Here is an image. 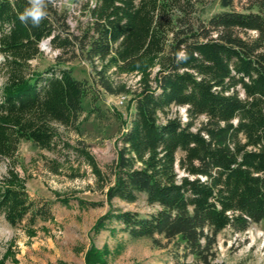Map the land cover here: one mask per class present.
Masks as SVG:
<instances>
[{
    "label": "trees",
    "instance_id": "16d2710c",
    "mask_svg": "<svg viewBox=\"0 0 264 264\" xmlns=\"http://www.w3.org/2000/svg\"><path fill=\"white\" fill-rule=\"evenodd\" d=\"M70 2L74 8L43 0L46 15L33 26L31 18L27 24L19 19L29 0H0V159L9 165L0 177V214L26 228L54 218L55 200L31 197L14 171L19 144L57 150L53 123L76 128L91 88L129 91L113 85L108 68L140 69L145 74L130 93L105 195L109 202L132 203L143 194L154 209L110 205L90 230L116 232L115 222L131 239L149 238L159 247L166 244L161 239L173 241L183 258L175 264H190L188 256L215 264L221 230L244 231L264 219V0ZM44 40L57 50V61L83 59L96 76L89 82L70 67L36 68L32 61ZM157 58L158 69L148 78L146 69ZM179 106L185 122L169 115ZM199 116L205 121L193 129ZM84 260L106 264L93 245Z\"/></svg>",
    "mask_w": 264,
    "mask_h": 264
},
{
    "label": "rangeland",
    "instance_id": "374dc122",
    "mask_svg": "<svg viewBox=\"0 0 264 264\" xmlns=\"http://www.w3.org/2000/svg\"><path fill=\"white\" fill-rule=\"evenodd\" d=\"M59 1L75 7L70 0ZM44 41L42 54L32 61L36 68L44 69L50 65L70 67L74 76L89 82L96 76L91 65L83 59L57 61V50L51 49ZM2 58L0 54V61ZM158 59L147 67L148 78H152L158 69ZM96 63L99 70L100 63ZM144 74L140 69L119 71L113 66L108 68L106 75L113 85L124 84L129 91L113 95L99 86L91 88L89 95L82 100L83 112L76 128L53 123L59 140L57 150L41 149L29 141H21L14 171L31 197L55 200L52 205L54 218L38 220L34 226L26 228L23 223L11 226L0 214V260L3 264H85L84 256L91 245L102 251L106 264H175L177 259L183 260L182 250L177 249L173 241L161 239L166 244L159 247L149 238L131 239L115 222L110 226L115 227L116 232L109 228L98 233L90 230L110 205L139 213L154 209L143 194L132 203L118 198L109 202L105 195L108 183L113 180L108 167L116 158V148L121 145L118 138L125 129L123 121H127L130 93L139 87ZM4 81L0 70V88ZM169 115L186 121L183 106L172 107ZM204 121L205 117L199 116L193 129ZM91 161L102 178L93 171ZM8 166L7 160L0 159V177ZM57 197L70 200L63 204L56 201ZM77 199L98 204H80ZM214 250L212 262L215 264H264V219L251 223L244 231L224 228L217 234ZM185 261L204 264L192 256Z\"/></svg>",
    "mask_w": 264,
    "mask_h": 264
},
{
    "label": "clouds",
    "instance_id": "9594fccd",
    "mask_svg": "<svg viewBox=\"0 0 264 264\" xmlns=\"http://www.w3.org/2000/svg\"><path fill=\"white\" fill-rule=\"evenodd\" d=\"M30 7L26 8L23 13L20 14L19 19L22 23L27 24L28 19L31 18L33 26H38L41 22V17H44L46 13L41 9L43 0H29Z\"/></svg>",
    "mask_w": 264,
    "mask_h": 264
},
{
    "label": "water",
    "instance_id": "95a60500",
    "mask_svg": "<svg viewBox=\"0 0 264 264\" xmlns=\"http://www.w3.org/2000/svg\"><path fill=\"white\" fill-rule=\"evenodd\" d=\"M47 41V40H46ZM46 41H44V42H46ZM43 42H41V44H42Z\"/></svg>",
    "mask_w": 264,
    "mask_h": 264
}]
</instances>
